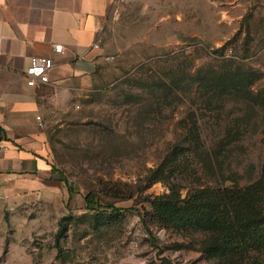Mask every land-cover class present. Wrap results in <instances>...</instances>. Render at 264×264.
<instances>
[{
	"label": "rangeland",
	"instance_id": "1",
	"mask_svg": "<svg viewBox=\"0 0 264 264\" xmlns=\"http://www.w3.org/2000/svg\"><path fill=\"white\" fill-rule=\"evenodd\" d=\"M100 45L99 83L45 121L60 188L0 191V264H217L203 250L207 235L160 227L146 201L171 183L184 195L191 188L187 157H172L189 147V116L210 153L230 150L219 157L222 174L216 160L215 176L200 171L206 185L262 179L264 0H118ZM211 70L252 76L249 99L222 92L209 104L196 85L167 90ZM161 175L169 180L152 184Z\"/></svg>",
	"mask_w": 264,
	"mask_h": 264
},
{
	"label": "crops",
	"instance_id": "2",
	"mask_svg": "<svg viewBox=\"0 0 264 264\" xmlns=\"http://www.w3.org/2000/svg\"><path fill=\"white\" fill-rule=\"evenodd\" d=\"M117 1L0 0L1 192L60 188L45 121L61 100L99 83L101 30ZM56 45L64 47L62 53L54 52ZM33 57L54 61L48 85L27 86L25 73Z\"/></svg>",
	"mask_w": 264,
	"mask_h": 264
},
{
	"label": "trees",
	"instance_id": "3",
	"mask_svg": "<svg viewBox=\"0 0 264 264\" xmlns=\"http://www.w3.org/2000/svg\"><path fill=\"white\" fill-rule=\"evenodd\" d=\"M209 73L181 77L168 85L167 90L182 84L196 85L209 104H213L216 96L222 92L241 96L244 101L249 99L250 86L254 80L252 76L216 74L212 70ZM163 88L166 89V83ZM257 100L259 106H264L263 97ZM187 120L185 136L189 147L175 149L172 157L174 160L187 157V172L183 173L186 174L185 180L191 183V188L184 195L177 185L171 183L168 193L151 195L146 201L148 214L164 229L194 230L207 235L203 250L217 264H264V167L262 179L252 185H206L200 171L207 177L215 176L216 160L222 174L224 169L219 157L230 150L224 144L213 150V154L210 153L201 140L198 123L190 116ZM193 164L196 165V172L193 171ZM165 180L169 179L161 175L152 184ZM64 182L71 200L75 189L67 179ZM108 208L113 209L112 206ZM68 220H62L60 235L66 229Z\"/></svg>",
	"mask_w": 264,
	"mask_h": 264
},
{
	"label": "built area",
	"instance_id": "4",
	"mask_svg": "<svg viewBox=\"0 0 264 264\" xmlns=\"http://www.w3.org/2000/svg\"><path fill=\"white\" fill-rule=\"evenodd\" d=\"M96 49L99 45L94 46ZM64 47L62 45H56L54 52L62 53ZM54 67V61L48 57H33L30 60L29 66L26 70L27 86L35 88L37 86L48 85L50 83V73ZM39 120V118H38Z\"/></svg>",
	"mask_w": 264,
	"mask_h": 264
}]
</instances>
